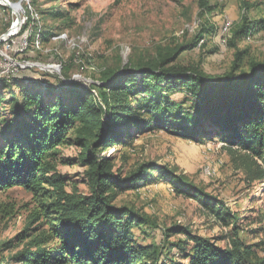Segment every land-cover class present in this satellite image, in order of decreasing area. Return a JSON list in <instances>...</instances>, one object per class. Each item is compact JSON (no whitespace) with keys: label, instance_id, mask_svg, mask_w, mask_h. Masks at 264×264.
I'll return each instance as SVG.
<instances>
[{"label":"trees","instance_id":"1","mask_svg":"<svg viewBox=\"0 0 264 264\" xmlns=\"http://www.w3.org/2000/svg\"><path fill=\"white\" fill-rule=\"evenodd\" d=\"M199 7L203 12L213 10L207 0H199ZM247 20L243 17L227 39L235 52L222 76L207 75L198 65L175 63L182 52L205 39L202 27L195 44L159 49L146 60L130 59L120 68L104 71L102 83L90 87L65 79V68L64 78L54 88L41 83L33 89L27 78H20L21 83L0 78V115L4 109L6 115L0 117V191L21 187L32 195L26 226L15 237L22 247L10 257H1L0 264H183L156 246H137L133 228L152 221L115 203L120 193L151 184L154 170L172 180L173 191L199 199L232 227L225 247L184 226L163 229L165 239L184 236L170 248L185 256V264H264L254 245L240 239L239 219L226 204L207 202L206 194L192 185L186 189L164 165L146 162L122 175L111 158L102 155L116 144L128 145L138 132L151 130L156 123L197 141L220 136L233 169L242 172L249 185L260 187L264 183V61L251 62L247 71L241 68L243 52L236 42L256 30L254 22L245 25ZM35 37L33 30L28 42ZM62 90L67 97L60 94ZM181 92L191 104L187 112L170 98ZM72 144L81 149L79 162L86 168L84 193L76 187L68 190L58 171L59 150ZM2 213L11 215V208ZM11 244L3 242L0 249ZM185 244L192 246L190 253H185Z\"/></svg>","mask_w":264,"mask_h":264},{"label":"rangeland","instance_id":"2","mask_svg":"<svg viewBox=\"0 0 264 264\" xmlns=\"http://www.w3.org/2000/svg\"><path fill=\"white\" fill-rule=\"evenodd\" d=\"M207 1L211 12L201 11L199 0H9L18 3L16 12L0 2V78L13 79L11 83L27 78L33 89L41 83L54 88L64 78L61 71L65 68V79L90 87L102 83L104 71L120 68L130 59L146 60L155 57L159 49L194 43L202 27L205 39L182 52L175 63L198 65L207 75L222 76L229 71L235 52L227 39L243 23V17L248 19L245 25L254 22L256 30L236 42L243 52L241 68L247 71L251 62L264 61V0ZM56 11H62V16L56 17ZM14 29L13 35L5 36ZM33 30L36 37L29 43L27 37ZM22 48L26 50L20 54ZM63 91L60 94L66 96ZM170 98L186 112L191 106L183 92ZM4 114L1 119L6 118ZM224 145L220 136L197 141L155 123L151 130L138 132L128 145L116 144L102 155L110 157L122 175L146 162L168 167L186 189L192 185L206 194L207 202L226 204L239 219L240 239L264 256V183L256 187L245 182L243 173L233 169ZM80 152L74 144L62 147L58 171L65 176L68 190L76 187L84 193L86 168L79 162ZM152 176L154 181L147 187L122 192L115 201L152 221L133 228L137 246H156L163 255L185 264V256L170 248L184 236L162 237L163 229L174 225L187 227L221 247L229 245L231 226H225L199 199L173 191L171 179L165 180L156 170ZM31 199V193L21 187L0 191V245L12 243L0 249V258L10 257L22 247L15 237L26 226ZM8 208L12 213L4 216L2 212ZM17 243L18 248L14 247ZM185 246V253H190L192 246Z\"/></svg>","mask_w":264,"mask_h":264},{"label":"water","instance_id":"3","mask_svg":"<svg viewBox=\"0 0 264 264\" xmlns=\"http://www.w3.org/2000/svg\"><path fill=\"white\" fill-rule=\"evenodd\" d=\"M0 2L10 6L11 8H13L15 12L17 11V8L19 7L18 3L17 4H12L11 2H9V0H0ZM11 35H12V33H9V34H7L5 36H11Z\"/></svg>","mask_w":264,"mask_h":264},{"label":"built area","instance_id":"4","mask_svg":"<svg viewBox=\"0 0 264 264\" xmlns=\"http://www.w3.org/2000/svg\"><path fill=\"white\" fill-rule=\"evenodd\" d=\"M15 32H16V29H14V30L12 31V35H13V33H15ZM20 41H21V40H18L17 45L19 44ZM3 72H6V71L3 70Z\"/></svg>","mask_w":264,"mask_h":264},{"label":"bare ground","instance_id":"5","mask_svg":"<svg viewBox=\"0 0 264 264\" xmlns=\"http://www.w3.org/2000/svg\"><path fill=\"white\" fill-rule=\"evenodd\" d=\"M25 48H26V47H25ZM25 48H24V49H25ZM20 49H21V48H20ZM20 49H19V50H20ZM24 49L22 48V51H23ZM24 51H25V50H24ZM207 173L209 174V171H208Z\"/></svg>","mask_w":264,"mask_h":264}]
</instances>
